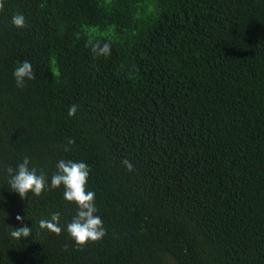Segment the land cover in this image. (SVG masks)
I'll return each mask as SVG.
<instances>
[{"label":"trees","instance_id":"obj_1","mask_svg":"<svg viewBox=\"0 0 264 264\" xmlns=\"http://www.w3.org/2000/svg\"><path fill=\"white\" fill-rule=\"evenodd\" d=\"M3 4L0 264H264V0ZM23 61L36 79L18 88ZM25 156L49 188L21 199L7 169ZM60 160L89 166L106 229L82 248L77 205L50 189ZM56 212L60 235L39 228Z\"/></svg>","mask_w":264,"mask_h":264},{"label":"clouds","instance_id":"obj_2","mask_svg":"<svg viewBox=\"0 0 264 264\" xmlns=\"http://www.w3.org/2000/svg\"><path fill=\"white\" fill-rule=\"evenodd\" d=\"M3 7V0H0V10ZM11 23L15 28L23 29L26 27V18L23 14L16 13L11 17ZM91 51L94 56L107 57L111 54V45L109 43L101 45L100 42H96L91 45ZM13 77L18 88L25 86V80L36 79L35 71L29 61L19 63L13 72ZM78 107L76 104L71 105L68 109V116L74 117ZM74 143V140H68L69 145ZM65 151H68L67 147H65ZM29 164L30 159L25 156L23 162L19 163L15 169L12 167L7 169L10 189L18 193L21 199L27 198L29 193L40 196L46 188H49L48 177L43 172L38 175L37 170L30 168ZM122 164L129 172L134 171L133 164L128 159H124ZM56 169L57 171L50 179V189L63 186L64 199L77 205L76 215L66 225L67 233L78 248L84 247L89 242L100 241L106 235V229L101 217L96 215L98 209L95 205V193L86 191L89 166L84 162L60 160L57 162ZM16 220L22 223L23 218L17 215ZM39 228L60 235L64 230L60 226V213H53L50 218L40 220ZM31 233L32 228L25 225L20 228H12L10 235L13 239L20 240L28 238Z\"/></svg>","mask_w":264,"mask_h":264}]
</instances>
